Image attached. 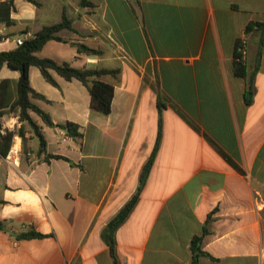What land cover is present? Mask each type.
<instances>
[{"label": "crops", "instance_id": "crops-1", "mask_svg": "<svg viewBox=\"0 0 264 264\" xmlns=\"http://www.w3.org/2000/svg\"><path fill=\"white\" fill-rule=\"evenodd\" d=\"M80 1L15 0L10 24L0 20V51H10L66 13L83 36L65 34L37 56L120 70L97 78L115 86L105 115L91 109L79 80L52 71L55 87L31 67V86L48 99L33 101L55 126L31 113L42 152L31 128L19 135L27 122L18 109L1 118L20 159L10 165L0 152V264H114L102 232L139 188L159 104L160 148L116 232L117 262L192 264L201 237L200 250L215 259L202 255L199 264H264V41L261 29L246 31L264 21V0H93L85 8ZM239 40L248 78L234 73ZM19 77L0 67V83H12V100H4L15 101ZM66 122L82 136H69L59 126ZM31 232L45 236H23Z\"/></svg>", "mask_w": 264, "mask_h": 264}, {"label": "trees", "instance_id": "trees-1", "mask_svg": "<svg viewBox=\"0 0 264 264\" xmlns=\"http://www.w3.org/2000/svg\"><path fill=\"white\" fill-rule=\"evenodd\" d=\"M15 0H4L0 3V20L10 24L11 12L14 9ZM33 4H37L36 0H26ZM81 7H95L96 4L93 0H81ZM261 29L263 32V37L261 44L264 41V21L261 23H251L247 26L246 31L249 32L254 28ZM70 31L76 34L80 33L73 26V21L67 16L66 13L63 14V18L59 23L44 26L41 30L36 32L31 38L24 41V43L18 46L14 50L10 51H0V67L5 64L12 70L19 71L20 77L15 84V101L4 100V97H13L11 91L12 83L10 80H4L0 83V152L3 155H7L11 149L13 138L15 133L7 131L4 135L1 133L2 123L1 118L6 113L7 110L18 109L19 118L23 122H27L33 128L35 135L39 138L41 143L40 151L45 152L46 141L44 139L41 127L33 120L31 113H35L41 120L47 125L54 127L50 115L43 111L33 100H44L48 99L37 92L31 86L30 82V69L32 66L39 68L43 77L47 82L55 87H58V83L54 78L52 71L56 72L58 75L63 77L68 81L74 79L79 80L89 91L91 102L90 107L92 110L100 112L102 114L108 115L112 111V101L115 93V86L98 80L103 75L112 74L117 75L119 69H98V68H77L72 66L69 62L58 63L52 58H41L37 56L45 45L50 41H64L61 32ZM80 51L88 55H102L103 51L100 49L90 48L87 45L79 44ZM84 46V48H82ZM244 43L239 40L234 55V73L236 76L241 78H248V69L246 66V61L244 57ZM248 103L250 100L247 101ZM162 106L159 104V133L158 138L154 147V150L144 165L141 176L140 185L134 196L124 205V207L118 212V214L108 223L102 232V238L110 248V252L114 258V264H119L116 259V232L118 229L126 222L134 208L136 207L140 194L146 185L148 176L151 172L152 166L155 161L156 154L160 148V143L162 139ZM61 128L67 130V134L73 138L81 137L82 134L79 132L80 126L73 122H66L63 125H59ZM19 135L24 136V129L21 127L19 129ZM5 148L7 150H5ZM48 158L61 159L64 158L59 155H48ZM66 159V158H64ZM238 170H241L240 168ZM24 237H44L45 235L31 232L23 235ZM202 241L201 237H195L192 242V250L194 252L192 264H199V257L202 255H207L212 259H215L208 253H204L200 250V243Z\"/></svg>", "mask_w": 264, "mask_h": 264}, {"label": "built area", "instance_id": "built-area-1", "mask_svg": "<svg viewBox=\"0 0 264 264\" xmlns=\"http://www.w3.org/2000/svg\"><path fill=\"white\" fill-rule=\"evenodd\" d=\"M24 43V39L19 38L17 40V45L20 46ZM245 49L243 50L244 53ZM64 141H66V138L63 139ZM20 151L16 148V145H12L6 160L10 165H17L19 163V159H20Z\"/></svg>", "mask_w": 264, "mask_h": 264}, {"label": "rangeland", "instance_id": "rangeland-1", "mask_svg": "<svg viewBox=\"0 0 264 264\" xmlns=\"http://www.w3.org/2000/svg\"><path fill=\"white\" fill-rule=\"evenodd\" d=\"M69 35V36H72L74 33L73 32H70V31H64V32H61V36H64V35ZM11 112H13V110H9ZM28 128H31L33 130V128L30 126L29 123H26V128H23V129H28ZM34 131V130H33ZM263 197H264V194H263Z\"/></svg>", "mask_w": 264, "mask_h": 264}]
</instances>
